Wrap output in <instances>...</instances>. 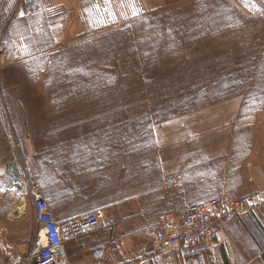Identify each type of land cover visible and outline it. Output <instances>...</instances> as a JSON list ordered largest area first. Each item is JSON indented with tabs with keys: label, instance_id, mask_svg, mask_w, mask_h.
I'll list each match as a JSON object with an SVG mask.
<instances>
[{
	"label": "rangeland",
	"instance_id": "374dc122",
	"mask_svg": "<svg viewBox=\"0 0 264 264\" xmlns=\"http://www.w3.org/2000/svg\"><path fill=\"white\" fill-rule=\"evenodd\" d=\"M144 61L155 74L135 75ZM168 120L212 153L206 176L264 164V0H0V220L33 208L41 149L100 132L148 153ZM0 244V264L25 263Z\"/></svg>",
	"mask_w": 264,
	"mask_h": 264
},
{
	"label": "crops",
	"instance_id": "0c3cea01",
	"mask_svg": "<svg viewBox=\"0 0 264 264\" xmlns=\"http://www.w3.org/2000/svg\"><path fill=\"white\" fill-rule=\"evenodd\" d=\"M173 124L168 120L158 127L156 149L148 153L134 147L139 137L110 138L97 132L76 138V151L71 143H54L27 161L29 176L52 192L55 213H101V229L66 244L69 264H264V207L221 226L207 242L168 248L154 243L146 225L208 200L207 192L248 194L264 188L262 163L246 162L243 170L216 179L206 176L204 166L212 153L200 146L199 137L174 134ZM120 140L132 143V151L118 147ZM7 166L0 165V183ZM21 207L5 212L0 240L28 256L39 226L34 207L27 205L22 214Z\"/></svg>",
	"mask_w": 264,
	"mask_h": 264
},
{
	"label": "built area",
	"instance_id": "2783aa9c",
	"mask_svg": "<svg viewBox=\"0 0 264 264\" xmlns=\"http://www.w3.org/2000/svg\"><path fill=\"white\" fill-rule=\"evenodd\" d=\"M38 224L37 235L24 264H69L66 244L103 227L101 213L91 211L56 218L42 184L28 179ZM264 207V188L248 194L221 193L188 205L180 214H168L151 226L158 248L180 247L211 240L218 229L242 214Z\"/></svg>",
	"mask_w": 264,
	"mask_h": 264
},
{
	"label": "trees",
	"instance_id": "16d2710c",
	"mask_svg": "<svg viewBox=\"0 0 264 264\" xmlns=\"http://www.w3.org/2000/svg\"><path fill=\"white\" fill-rule=\"evenodd\" d=\"M185 25H180L179 27H178V32H180L182 29H183V27H184ZM185 29V28H184ZM179 42H180V47H184V45H185V40H179ZM151 65H152V63L151 64H147V63H145V61H144V63H140L139 64V69L137 70V72L135 73V75L136 76H140V77H145V75H147L148 76V73H152V74H155V70L154 69H157V68H154V67H151ZM187 65V64H186ZM185 65V66H186ZM154 70V71H153ZM158 70V69H157ZM226 80H223L222 82H225ZM216 82V81H215ZM209 83H212L211 81L209 82ZM210 85V84H209ZM216 85V84H215ZM53 211V210H52ZM54 212V211H53ZM55 214V213H54Z\"/></svg>",
	"mask_w": 264,
	"mask_h": 264
},
{
	"label": "bare ground",
	"instance_id": "6f19581e",
	"mask_svg": "<svg viewBox=\"0 0 264 264\" xmlns=\"http://www.w3.org/2000/svg\"><path fill=\"white\" fill-rule=\"evenodd\" d=\"M22 210H23V207H21V211H20V213H22Z\"/></svg>",
	"mask_w": 264,
	"mask_h": 264
}]
</instances>
